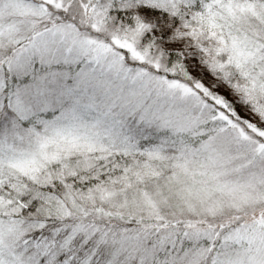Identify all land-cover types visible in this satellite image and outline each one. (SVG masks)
I'll use <instances>...</instances> for the list:
<instances>
[{
  "label": "snow or ice",
  "instance_id": "obj_1",
  "mask_svg": "<svg viewBox=\"0 0 264 264\" xmlns=\"http://www.w3.org/2000/svg\"><path fill=\"white\" fill-rule=\"evenodd\" d=\"M253 129L264 0H0V264H264Z\"/></svg>",
  "mask_w": 264,
  "mask_h": 264
},
{
  "label": "rangeland",
  "instance_id": "obj_2",
  "mask_svg": "<svg viewBox=\"0 0 264 264\" xmlns=\"http://www.w3.org/2000/svg\"><path fill=\"white\" fill-rule=\"evenodd\" d=\"M254 132H257L261 135H264V132H261V130L259 129H253ZM132 207H133V210L137 213H139L140 211H146V209L142 208L139 204L136 203L135 200L132 201Z\"/></svg>",
  "mask_w": 264,
  "mask_h": 264
}]
</instances>
